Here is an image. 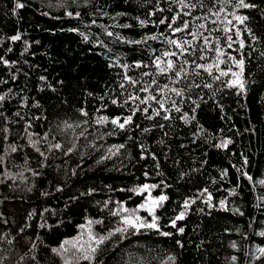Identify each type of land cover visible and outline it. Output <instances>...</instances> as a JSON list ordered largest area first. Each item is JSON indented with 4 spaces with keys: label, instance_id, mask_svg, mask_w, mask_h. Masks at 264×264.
Wrapping results in <instances>:
<instances>
[{
    "label": "trees",
    "instance_id": "1",
    "mask_svg": "<svg viewBox=\"0 0 264 264\" xmlns=\"http://www.w3.org/2000/svg\"><path fill=\"white\" fill-rule=\"evenodd\" d=\"M17 2L25 7L15 9ZM186 2L197 5L191 17H183L193 31L200 23L213 30L224 27L226 13L219 20L211 15L203 19L209 8L221 7L218 0ZM247 2L257 7L235 10L249 17L238 27L251 29L256 39L247 32L241 37L246 45L241 50L246 91L238 95L237 88L226 86L231 77L215 80V68L213 76L195 68L191 61L199 52L180 57V63L187 59L189 64L178 83L172 82L171 73L159 74L156 58L175 60L162 53L178 51L166 37L191 40L187 33L173 35L154 23L188 10L177 0H89L87 6L85 0H0V57L9 62H0V95L5 96L0 101V129H8L0 131V264H264V257L256 259V247H264L259 234L264 231V0ZM226 8L228 13L234 10ZM69 11L80 16H68ZM140 20L148 23L141 26ZM200 31L213 43L220 37L223 44L222 31ZM15 35L21 39L11 40ZM234 39L233 49L224 50L239 59L234 49L240 38ZM198 46L203 47L202 42L194 41L193 48ZM203 55L207 59L196 63H214L213 52ZM125 76L138 83L129 84ZM153 79L160 88L167 84L169 89H184L183 97L165 90L170 97L166 106L176 100L181 107L169 113L171 119L149 120L138 112L124 130L96 123L102 116L129 115L138 102L123 101L129 95L146 98L149 93L138 91L142 86L160 94ZM81 109L88 116L81 115ZM30 134L45 156L30 145ZM224 140L232 142L217 147ZM55 143L62 148L50 150ZM120 144L125 147L117 151ZM69 148L73 151L65 154ZM144 184L159 185L150 190L152 197H169L156 215L161 230L172 235L129 228L97 246L92 237L123 227L121 216L127 213L113 216L112 211L122 204L132 212L145 202L146 192L132 191ZM205 188L212 194L211 207L204 202L207 194L200 196ZM185 199L196 202L185 219L177 221L184 228L180 234L170 221L184 210ZM64 241L70 242L65 245L68 251L58 255L53 249ZM90 246L97 251L93 259L84 260Z\"/></svg>",
    "mask_w": 264,
    "mask_h": 264
},
{
    "label": "snow or ice",
    "instance_id": "2",
    "mask_svg": "<svg viewBox=\"0 0 264 264\" xmlns=\"http://www.w3.org/2000/svg\"><path fill=\"white\" fill-rule=\"evenodd\" d=\"M73 2L76 3L77 0H73ZM177 2L180 4L181 9H188V10L177 12L172 17H162L157 22H154V23H157L158 25H164L166 30H170V32L173 35H175L176 33H187V36H190L191 40H189V39L178 40L175 38L166 37L167 43L169 45H172L178 51H167L166 50L162 53L163 57H175L176 58L175 60H173V59L161 60L160 57L156 58V60L154 61V64H155V67L157 68L159 74L164 75L167 73H171L172 82L178 83L181 79L184 78V76L187 75V72H186V69L184 66L189 64V60H187V59L183 60V62L180 63V57L186 56V55H194L195 53L199 52L201 54L196 56L195 59H193L191 61V63L195 65V68L202 69L203 72H206L209 76H213V68H215L216 71L219 73V75L213 76V78L215 80H220L222 77H231L230 79L227 80L226 86L230 87V88H237L239 90L237 93L238 95L244 94L246 91V80L244 78L245 54L241 50L244 49L246 45H245L244 39L241 37H242V34L244 32H247L249 35H251L254 40L256 39V37L251 32V29H248L246 27L244 29H241L240 27H238V25H245V21H247L249 19V17L245 16V15H238L235 10L255 8V7H257V5L247 2V0H218V2L221 4V7H219V9L217 11H212L211 8H209L208 14H206L203 17V19L207 20L208 16L211 15V16L217 17V20H219L220 14L226 13L224 20L221 21V23L224 24V27L222 29L213 30V29L207 28L205 23H200L198 25V27L196 28V30L193 31L192 30L193 25L188 20H184L183 17L184 16L191 17L193 15L192 9H195L197 7V5L186 2V0H177ZM88 3H89V0H85V6H87ZM226 6H231L234 10L232 12L228 13ZM23 7H25V5L23 3L17 2L15 4V9H20ZM201 7H203L202 3H201ZM66 14L68 16H73V15H75L77 17L80 16L79 12L72 13L69 11ZM149 15L150 16L155 15V12L154 11L150 12ZM229 15L232 17V19L227 18V16H229ZM195 19H200V17H195ZM217 20H213L212 23L213 24L217 23ZM233 20H235L237 23L233 24ZM178 21H179V23H178ZM93 23H95V21H93ZM139 23L141 26H144L148 23V21L140 20ZM125 27H130V25H125ZM201 29H204L205 31H207L209 33H211L212 31H222L223 33H225V36L223 37V44H221V38L220 37L215 38V43L210 41L209 36L205 35L204 32L200 31ZM108 35H112V33H108ZM161 35H164V34L161 33ZM234 37L240 38L239 39V48L234 49V51L239 52V54H240L239 59L236 56L231 55L230 52H226L224 50L225 46L227 49H233V44L237 42L234 39ZM149 38L150 39H156L157 37L151 36ZM10 39L13 41H18L21 39V36L15 35V36H12ZM194 41L197 42L198 44L202 42L203 47L198 46V47L193 48V42ZM137 43H139V41H137ZM205 52H213L215 54L214 63H211V64L196 63V60H206L207 59V57L205 55H203V53H205ZM261 55L264 56V52H262ZM0 62H3L5 64L9 63L7 60H4L3 57H0ZM229 62H231V63H229ZM161 65H164V66L162 67ZM220 65H227V67H226V69H221ZM137 67H140V65L137 64ZM233 68L238 69V71H233ZM143 75H148V73H144ZM197 75H199V73H197ZM41 79H44V78L41 77ZM125 79H127L129 84H132V85H136L138 83V81L132 80V78L128 77V76H125ZM152 84L157 85V88H159L160 94H152L150 92L149 87L142 86L138 89V91L149 93V95H147L146 98L141 97L140 95H129L128 99L123 101L124 104H128L129 101L138 102L134 108H130V114L129 115L124 116L123 118H121V117L109 118L107 116H102L96 121V123H98V124L111 123L112 125L118 127L119 129L124 130L126 128V126L133 125V123H134L133 118L137 115L138 112L142 113L149 120L154 119L155 117H162L164 120H169V119H171V116L169 115V113L173 109L176 112L181 111V107L179 106V104L177 103L176 100L171 101V107L166 106V102H167V100L170 99V97L167 96L165 90H168V91L174 93L175 96H177V97H183L184 96V89L176 88V87H172L169 89V86L167 84H165L162 88H160L158 82L155 79L152 80ZM196 86L199 87L200 85H196ZM120 87L123 88L124 85L121 84ZM204 87H206V88L211 87V85L205 84ZM4 100H5V96L0 95V101H4ZM112 103L118 104V100L113 99ZM153 103L157 107H153L152 106ZM193 103L195 104V101H193ZM140 105H144V107L141 108ZM198 106L199 105L197 104L196 107H198ZM80 112H81V115L88 116L87 111L81 109ZM193 112H195V108H193ZM17 115H19V113H17ZM182 119H185L187 121L189 119L188 114L184 113V115L182 116ZM191 119H195V117L192 116ZM28 127H31V125H29ZM67 127H72V125L69 124V125H67ZM135 127L138 128L139 125L137 124V125H135ZM160 127H163V125H161ZM148 130L149 129H143V131H148ZM0 131L7 133L8 129H6V128L0 129ZM26 131H27V129H26ZM111 134L112 133H108V135H111ZM32 135L33 134H30L28 137L30 145L42 157L45 156V153L41 152L40 148L37 147V145L39 144V141L38 140L33 141L31 139ZM81 135H83V133H81ZM43 139H47V136L45 135L43 137ZM231 142H232L231 140H224L221 142V144L217 145V147L226 148L228 146V144H230ZM124 147H125L124 144H120L117 147V151L119 149L124 148ZM9 148L11 149L12 152L18 151V148L15 145H9ZM61 148H62V144H60V143H55V144L50 145V150L51 149L59 150ZM72 151H73V149L69 148L67 150V153H65V154H68ZM108 151L111 152L112 149L109 148ZM2 162H3V157L0 156V163H2ZM245 163H247L246 159H245ZM33 174L35 175L38 173L34 172ZM0 175H4V174L0 173ZM19 175L22 176V173H20ZM8 178H10V179L13 178L11 173L8 174ZM248 179L251 180L252 177H248ZM0 182H3V181H0ZM260 183H264V181H261ZM157 187H159V185L144 184L143 186H141L139 188L132 189V191L136 192L137 194H141V193L146 192V191L149 192L148 200L145 203L139 205V208L145 209L149 212V214L151 215V221L150 222L146 221L144 218H141L138 215H134L136 210L133 209L132 213H130L128 215L121 216L120 223L123 225V227H117L114 230V232L109 233L108 236L101 235L99 237H92V239L95 240V244L97 246H99V245L103 244L107 239H109L112 235H115V233L124 234L127 232V230L129 228L134 229L135 232H137V233H139L141 229L147 228V229H153V230L157 231L160 235L165 236V237L172 235V233L162 231L161 226L158 223L159 217L156 215V209L159 207H162L163 203L165 201H167L169 199V197L167 195H164V194H161L160 196L155 197V198L151 197L150 189H154ZM205 194H207V199L204 202L209 204V206L211 207L212 206L211 205L212 194L210 192H208L207 188H205L201 191L200 196H204ZM197 198H199V197H197ZM195 202L196 201L194 199H192V200L185 199L183 201V205H182L184 210L180 211L174 218L171 219L170 225L173 228H177L178 233L183 234L184 228L178 227L177 221H182L185 219V216H186L188 209L190 208L191 204H193ZM219 205L221 208H223V210H225V211L228 210V208L225 205L224 200H220ZM105 206H107V202H105ZM236 211L239 212V209H237ZM121 213H129V209H127L126 207H123L122 204L119 207V209L112 211L113 216H119ZM239 214L243 215V213H239ZM97 222L99 223L102 221H97ZM89 223L91 224L92 221H89ZM21 231H23V229H21ZM259 234L261 236H264V231H261ZM68 243H70V242L64 241L60 245L59 249H53V251L56 252L58 255H63L64 253H66L68 251V249L65 247V245ZM177 244L180 245L181 247H183V245L181 244L180 241H177ZM231 246L233 248H235L236 247L235 242H233ZM33 247H35V245H33ZM96 251H97V247H91L90 246V253L85 254L82 258L84 260H91V259H93V254H95ZM256 252H258L260 254L259 256H256V259H260L261 257H264V247L257 246ZM168 259L172 260L173 262L175 261V257H172V256H170ZM236 259H237V257H235V256L231 257V260L233 262H235ZM66 264H70V262L66 261Z\"/></svg>",
    "mask_w": 264,
    "mask_h": 264
},
{
    "label": "rangeland",
    "instance_id": "3",
    "mask_svg": "<svg viewBox=\"0 0 264 264\" xmlns=\"http://www.w3.org/2000/svg\"><path fill=\"white\" fill-rule=\"evenodd\" d=\"M151 190V189H150ZM146 193H147V197H146V200H145V202L148 200V198H149V192H147L146 191ZM152 197V196H151ZM153 198H155V197H153ZM144 202V203H145ZM143 212H145L146 213V215L143 213ZM130 213H132V212H129V213H127L126 215H128V214H130ZM134 215H138V216H140L141 218H144L146 221H151V215L149 214V212L147 211V210H145V209H141V208H138V210H136V212L134 213Z\"/></svg>",
    "mask_w": 264,
    "mask_h": 264
}]
</instances>
